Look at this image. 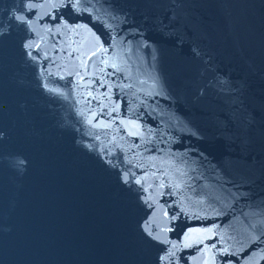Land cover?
I'll return each mask as SVG.
<instances>
[{
	"label": "water",
	"instance_id": "obj_1",
	"mask_svg": "<svg viewBox=\"0 0 264 264\" xmlns=\"http://www.w3.org/2000/svg\"><path fill=\"white\" fill-rule=\"evenodd\" d=\"M0 264H264V0H0Z\"/></svg>",
	"mask_w": 264,
	"mask_h": 264
}]
</instances>
